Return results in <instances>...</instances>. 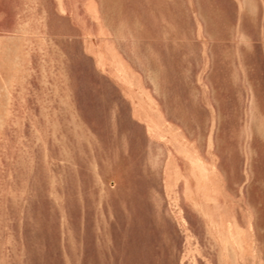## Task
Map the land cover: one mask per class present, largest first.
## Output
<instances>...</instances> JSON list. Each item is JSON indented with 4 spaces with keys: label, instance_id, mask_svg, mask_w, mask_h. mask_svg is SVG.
<instances>
[{
    "label": "rangeland",
    "instance_id": "obj_1",
    "mask_svg": "<svg viewBox=\"0 0 264 264\" xmlns=\"http://www.w3.org/2000/svg\"><path fill=\"white\" fill-rule=\"evenodd\" d=\"M0 264H264V0H0Z\"/></svg>",
    "mask_w": 264,
    "mask_h": 264
}]
</instances>
